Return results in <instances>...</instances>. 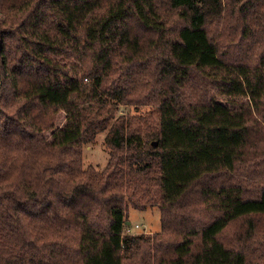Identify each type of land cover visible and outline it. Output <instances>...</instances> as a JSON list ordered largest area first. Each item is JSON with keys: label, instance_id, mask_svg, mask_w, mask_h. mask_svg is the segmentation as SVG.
Returning a JSON list of instances; mask_svg holds the SVG:
<instances>
[{"label": "trees", "instance_id": "trees-1", "mask_svg": "<svg viewBox=\"0 0 264 264\" xmlns=\"http://www.w3.org/2000/svg\"><path fill=\"white\" fill-rule=\"evenodd\" d=\"M0 264H264V0H0Z\"/></svg>", "mask_w": 264, "mask_h": 264}, {"label": "rangeland", "instance_id": "rangeland-1", "mask_svg": "<svg viewBox=\"0 0 264 264\" xmlns=\"http://www.w3.org/2000/svg\"><path fill=\"white\" fill-rule=\"evenodd\" d=\"M150 107L134 108L129 106H121L120 111L129 113H148ZM65 113L59 114L58 124H63ZM106 132H101L97 135L96 139L83 147V165L85 167L93 165L98 169H102L109 158V148L105 143ZM128 221L132 224L131 233L146 234L153 233L161 229V213L158 206L148 207L146 209H135L129 207L127 211Z\"/></svg>", "mask_w": 264, "mask_h": 264}, {"label": "water", "instance_id": "water-1", "mask_svg": "<svg viewBox=\"0 0 264 264\" xmlns=\"http://www.w3.org/2000/svg\"><path fill=\"white\" fill-rule=\"evenodd\" d=\"M128 223H130V221H128Z\"/></svg>", "mask_w": 264, "mask_h": 264}]
</instances>
